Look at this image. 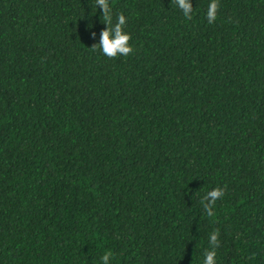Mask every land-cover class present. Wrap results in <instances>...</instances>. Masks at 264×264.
<instances>
[{
    "label": "trees",
    "instance_id": "trees-1",
    "mask_svg": "<svg viewBox=\"0 0 264 264\" xmlns=\"http://www.w3.org/2000/svg\"><path fill=\"white\" fill-rule=\"evenodd\" d=\"M187 2L0 0V264H264V0Z\"/></svg>",
    "mask_w": 264,
    "mask_h": 264
},
{
    "label": "clouds",
    "instance_id": "clouds-1",
    "mask_svg": "<svg viewBox=\"0 0 264 264\" xmlns=\"http://www.w3.org/2000/svg\"><path fill=\"white\" fill-rule=\"evenodd\" d=\"M98 2L100 4H103L105 6V10L107 11L108 6L106 0H98ZM178 4L180 8L183 9L185 17H188V14L191 12L192 9L191 4H189L187 0H178ZM219 7V0H211L207 9V19L209 23L215 22ZM105 19H107V17H105ZM124 23L125 17L121 15L119 17V23L116 25L115 28V37L110 38L111 30L104 31L101 44L94 47L93 50L99 48L102 51V54L108 58H115L118 57V55L120 54H123V56H128L130 53H132L134 49L129 44L131 36L128 33H123L121 30V25H123ZM208 195L211 197L213 205H215L216 201L225 195V191L218 187L215 190L208 192ZM206 211L209 216L213 215V211L209 209H206ZM218 235V231L213 232L210 235V243L213 246V249L205 253L204 264H216V252L214 249L219 246ZM110 255V252L104 255L103 259L105 261V264H107V260Z\"/></svg>",
    "mask_w": 264,
    "mask_h": 264
}]
</instances>
